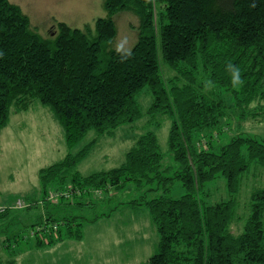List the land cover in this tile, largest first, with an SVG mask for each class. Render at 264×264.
<instances>
[{"label":"trees","instance_id":"16d2710c","mask_svg":"<svg viewBox=\"0 0 264 264\" xmlns=\"http://www.w3.org/2000/svg\"><path fill=\"white\" fill-rule=\"evenodd\" d=\"M102 6L105 15L96 17L93 26L60 21L54 34L44 37L18 4L0 0V128L10 107L26 109L35 98L50 108L70 148L88 130L96 133L76 152L39 169L40 192L66 185L122 192L127 182L139 190L162 188L147 199L128 201L133 208H147L158 233L146 264H264V186L251 190L242 230L235 234L229 229L243 175L252 165L264 169V138L238 133L214 143L213 127L228 103L204 87L211 80L228 91L241 112L255 99L257 108L264 109V0H103ZM127 10L138 21L133 55L122 63L112 47L117 33L113 17ZM229 62L241 69L243 86H232ZM161 63L175 74L163 77ZM143 88L152 97L148 113L171 119L166 141L171 162L162 163L165 153L156 133L145 130L119 165L81 174L76 166L99 135L139 119L137 95ZM217 177L224 179L229 197L210 202L205 184ZM174 179L184 190L177 197L169 194ZM73 195L64 202L79 204ZM111 210L86 223L110 216ZM76 217L55 220L46 214L29 225L34 246L81 239L82 223ZM11 218L9 209L0 213V221Z\"/></svg>","mask_w":264,"mask_h":264},{"label":"rangeland","instance_id":"374dc122","mask_svg":"<svg viewBox=\"0 0 264 264\" xmlns=\"http://www.w3.org/2000/svg\"><path fill=\"white\" fill-rule=\"evenodd\" d=\"M9 1L19 5L21 11L28 15L32 28L44 37L49 33L54 34L60 21L71 27L83 28L85 24L93 26L96 17L105 15L103 0ZM113 18L117 33L112 47H115L121 35H127L130 43H134L136 37L133 27L138 21L136 16L127 10L117 12ZM161 74L168 78L175 73L161 63ZM210 90L223 96L224 101L228 103L225 115L213 127L214 143H224L238 133L264 138V109L257 108V99L250 101L241 112V108L233 104L232 95L228 91L214 85L207 89ZM137 98L141 109L139 119L121 124L113 129L110 135H99L76 166L81 174L88 175L119 165L124 160L125 151L145 130L156 133L160 151L165 153L162 163L171 162L172 156L167 151L166 142L171 119L167 114L156 113L152 116L148 113L147 107L152 97L146 88L142 89ZM30 102L26 109L10 107L8 120L0 128V213L9 209L12 216L9 220L0 221V260L4 264H146V259L157 247L158 233L147 208L144 205L133 208L128 201L147 199L161 193L162 188L155 191L139 190L127 182L122 192L107 193L104 187H81L72 190L66 185L57 186L56 189L50 187L43 195L40 192L39 169L63 158L68 151L76 152L94 138L96 133L88 130L86 135L70 148L65 143L62 126L50 108L35 98ZM240 184L235 194V217L229 224V229L235 234L242 230L247 218L251 190L264 186V169L252 165L243 175ZM205 185V197H208V201L214 202L216 199L229 197L222 177H217ZM183 191L181 183L174 179L169 191L170 196L177 197ZM73 193L78 196L75 201L81 202L73 204L71 199L65 203L68 196H74ZM86 195L88 198H85ZM26 206L32 209H24ZM110 208V216L99 217L92 223H86V220ZM46 214H51L55 220L76 215V220L82 223L81 239H63L35 247L31 234L33 230L29 225H35L45 219ZM262 217L264 223V212ZM27 232L29 237H26ZM15 233L21 234L13 236ZM7 236L13 238L7 240ZM3 243H7L8 247L2 246ZM12 250L14 255L11 257Z\"/></svg>","mask_w":264,"mask_h":264},{"label":"clouds","instance_id":"9594fccd","mask_svg":"<svg viewBox=\"0 0 264 264\" xmlns=\"http://www.w3.org/2000/svg\"><path fill=\"white\" fill-rule=\"evenodd\" d=\"M134 43H130L129 37L127 35H121L119 39L115 43L114 51L120 58V62H125L129 60L132 55V48L134 47ZM226 70L230 73V82L233 87L243 86L245 83L244 79L241 75V69L229 62L226 65ZM205 89H211L213 87V82L211 80H207L204 82Z\"/></svg>","mask_w":264,"mask_h":264},{"label":"crops","instance_id":"0c3cea01","mask_svg":"<svg viewBox=\"0 0 264 264\" xmlns=\"http://www.w3.org/2000/svg\"><path fill=\"white\" fill-rule=\"evenodd\" d=\"M147 260V259H146Z\"/></svg>","mask_w":264,"mask_h":264}]
</instances>
